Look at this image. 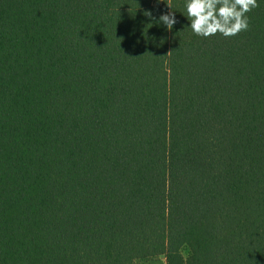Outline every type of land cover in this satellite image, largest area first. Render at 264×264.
I'll use <instances>...</instances> for the list:
<instances>
[{
    "label": "trees",
    "instance_id": "obj_1",
    "mask_svg": "<svg viewBox=\"0 0 264 264\" xmlns=\"http://www.w3.org/2000/svg\"><path fill=\"white\" fill-rule=\"evenodd\" d=\"M184 12L0 0V264H264V3Z\"/></svg>",
    "mask_w": 264,
    "mask_h": 264
},
{
    "label": "clouds",
    "instance_id": "obj_2",
    "mask_svg": "<svg viewBox=\"0 0 264 264\" xmlns=\"http://www.w3.org/2000/svg\"><path fill=\"white\" fill-rule=\"evenodd\" d=\"M264 3V0H184L188 28L198 37L209 38L220 35L224 38L237 36L250 28L248 13ZM170 9L171 6L167 3ZM151 17V11H146ZM167 30L177 23L175 14L168 11L160 14L157 21Z\"/></svg>",
    "mask_w": 264,
    "mask_h": 264
},
{
    "label": "rangeland",
    "instance_id": "obj_3",
    "mask_svg": "<svg viewBox=\"0 0 264 264\" xmlns=\"http://www.w3.org/2000/svg\"><path fill=\"white\" fill-rule=\"evenodd\" d=\"M163 0H153L155 6H160ZM183 261L188 264L192 258L193 252L189 244H184L179 251ZM164 256H158L153 258L142 259L138 261V264H167Z\"/></svg>",
    "mask_w": 264,
    "mask_h": 264
}]
</instances>
